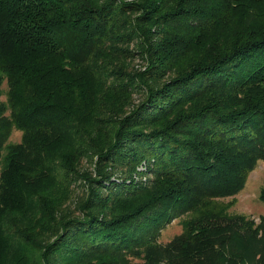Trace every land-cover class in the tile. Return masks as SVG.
<instances>
[{
	"label": "trees",
	"instance_id": "obj_1",
	"mask_svg": "<svg viewBox=\"0 0 264 264\" xmlns=\"http://www.w3.org/2000/svg\"><path fill=\"white\" fill-rule=\"evenodd\" d=\"M133 36L149 57L140 72L123 59ZM94 155L92 176L79 167ZM143 159L150 184L105 166L129 179ZM259 160L264 0H0V264L262 260L264 217L220 201ZM74 181L87 193L72 202ZM180 215L182 231L157 243Z\"/></svg>",
	"mask_w": 264,
	"mask_h": 264
},
{
	"label": "rangeland",
	"instance_id": "obj_2",
	"mask_svg": "<svg viewBox=\"0 0 264 264\" xmlns=\"http://www.w3.org/2000/svg\"><path fill=\"white\" fill-rule=\"evenodd\" d=\"M159 30H161V27H152L151 37H153L154 40L158 39L160 34ZM140 40L141 37L133 36L132 39L126 44L128 50L130 51V54L124 55L123 59L126 60L127 70L130 72L143 71L149 65V57L146 55V53H144ZM124 44L125 42L119 46L122 47L124 46ZM115 59L117 61V64L121 62V50L113 55L112 60L114 61ZM3 87L5 86L3 85ZM145 92L146 89L144 87L132 89V92L130 93V101L125 106L126 112L130 111L133 106L135 107V105L139 104L143 100ZM2 99H4V96H2ZM20 138L21 132L19 130H13L9 140L11 142H19ZM96 159L97 157L95 155L93 156V161L91 162L88 159L83 158L81 160L79 168L83 169L85 173L95 176L94 167ZM105 166L108 168V171L112 173L111 180L117 183L125 181L126 184L132 183L135 185L137 182L144 181V183L150 184V181L154 178V174L151 171L152 169L147 166L146 159L141 160L135 165L134 169L131 171L132 175L129 179L124 178L125 174L123 176V173L125 172L124 167H126L125 165L123 166L121 165V163L113 161L106 162ZM262 187H264V160H259L254 166L253 170L248 174L243 188L237 194L221 198L220 201L224 205H226V212L228 214L241 215L244 216L247 220H251L255 224H258L260 222V219L264 217V202H262L258 196L259 191ZM70 189L73 192L71 198L72 202L79 200L87 193V191H85V185H83L82 181H74L71 184ZM102 190L103 192H105L104 189ZM103 194H106V192ZM184 217L185 215H180L162 224L158 232H156L155 236L153 237L155 238L156 242L165 244L169 242L174 236L178 235L182 231L181 220ZM128 257L131 264L143 263V259H141L140 257L133 255ZM238 264H264V258H262V260L256 259L250 262L239 261Z\"/></svg>",
	"mask_w": 264,
	"mask_h": 264
}]
</instances>
